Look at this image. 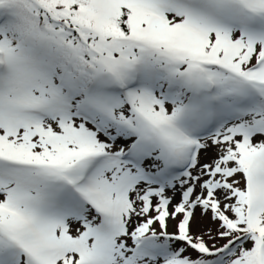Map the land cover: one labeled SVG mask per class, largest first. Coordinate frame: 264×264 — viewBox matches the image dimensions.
Returning a JSON list of instances; mask_svg holds the SVG:
<instances>
[{"label": "snow or ice", "instance_id": "snow-or-ice-1", "mask_svg": "<svg viewBox=\"0 0 264 264\" xmlns=\"http://www.w3.org/2000/svg\"><path fill=\"white\" fill-rule=\"evenodd\" d=\"M0 264H264V0H0Z\"/></svg>", "mask_w": 264, "mask_h": 264}]
</instances>
